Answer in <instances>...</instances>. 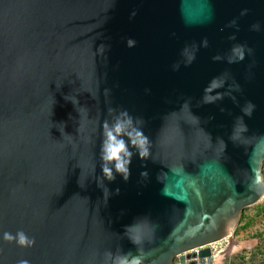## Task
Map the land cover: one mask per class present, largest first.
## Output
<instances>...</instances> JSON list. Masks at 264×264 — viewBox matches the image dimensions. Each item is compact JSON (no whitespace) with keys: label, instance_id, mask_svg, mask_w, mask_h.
Listing matches in <instances>:
<instances>
[{"label":"water","instance_id":"water-1","mask_svg":"<svg viewBox=\"0 0 264 264\" xmlns=\"http://www.w3.org/2000/svg\"><path fill=\"white\" fill-rule=\"evenodd\" d=\"M263 162L264 0H0V264H216Z\"/></svg>","mask_w":264,"mask_h":264},{"label":"rangeland","instance_id":"rangeland-1","mask_svg":"<svg viewBox=\"0 0 264 264\" xmlns=\"http://www.w3.org/2000/svg\"><path fill=\"white\" fill-rule=\"evenodd\" d=\"M261 171L264 180V162L262 164ZM254 239L258 240V246H255L252 249L251 247L253 245V242H251V240ZM241 240H244V242H250L248 244V248H243V252H241L242 255L246 254V256L244 257L248 258V261H242L239 264H264V198L257 204L243 210L239 219L238 226L234 230L232 237L230 239H227L226 241H229V247L233 248L232 246L236 247V243ZM223 242L218 243L219 245L215 247V250L218 251L222 247H224L225 243ZM235 250L232 249L230 258H233L236 255L237 257H239L238 254H234V252H236ZM229 255L230 254H228V257ZM227 261L229 262V264H232L233 262L229 260ZM236 261H238V259Z\"/></svg>","mask_w":264,"mask_h":264},{"label":"clouds","instance_id":"clouds-1","mask_svg":"<svg viewBox=\"0 0 264 264\" xmlns=\"http://www.w3.org/2000/svg\"><path fill=\"white\" fill-rule=\"evenodd\" d=\"M116 134H119L120 132V126L117 125L114 129ZM105 151V160H116L117 163L115 164V168L118 172H126V168L124 165L127 163V161L123 160L120 156V153L122 151L126 152V148L124 145V142L122 140H117V136L113 135L112 131L107 132V142L104 146ZM130 155V153H128ZM104 172L109 178H111L110 172L107 168L104 169ZM4 239L8 241H12L15 239L16 243L20 246H31L34 243V240L29 239L25 233L18 232L16 233V236L13 237L11 234L5 233ZM19 264H28V261L21 260L19 261ZM115 264H139V260L136 258H132L131 261L127 259V257H121L118 258L115 262Z\"/></svg>","mask_w":264,"mask_h":264},{"label":"crops","instance_id":"crops-1","mask_svg":"<svg viewBox=\"0 0 264 264\" xmlns=\"http://www.w3.org/2000/svg\"><path fill=\"white\" fill-rule=\"evenodd\" d=\"M249 242L250 241H245L244 242V240H241V241H239V242H235L236 243V247L235 246H232L233 248H230L229 247V245H230V242L228 241H224L223 243H225L224 244V247H222L221 249L222 250H224V252L221 254V255H219L217 258L215 257V260H216V264H229V262L227 261V260H229V261H233L232 262V264H239L240 262H242V261H248V258H246V257H244V256H246V254H241V252H243V248H248V244H249ZM251 242H253V245H252V249H253V247H255V246H258L257 244H258V240H251ZM246 243H247V246H246ZM219 244H215V245H213L211 248L213 249V250H215V247H217ZM229 247V248H228ZM232 249L233 250H235L236 252H234V254L236 255V254H238L239 255V257H237V255L235 256V257H233V258H230V256H231V252H232ZM217 250H215L214 252H216ZM228 254H230L229 255V257H228ZM241 256V257H240ZM244 257V258H243ZM238 259V261H236ZM246 264V263H245Z\"/></svg>","mask_w":264,"mask_h":264},{"label":"built area","instance_id":"built-area-1","mask_svg":"<svg viewBox=\"0 0 264 264\" xmlns=\"http://www.w3.org/2000/svg\"><path fill=\"white\" fill-rule=\"evenodd\" d=\"M215 250H213L212 249V254H213V258H217L219 255H221V253H223L224 252V250H222V249H220V250H218V251H216V252H214ZM175 264H177V261H175Z\"/></svg>","mask_w":264,"mask_h":264}]
</instances>
